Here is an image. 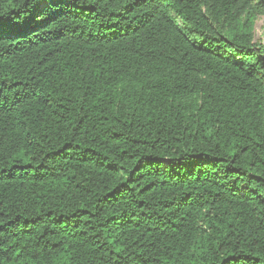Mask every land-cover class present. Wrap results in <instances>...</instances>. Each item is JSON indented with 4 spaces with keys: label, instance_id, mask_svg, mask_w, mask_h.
Segmentation results:
<instances>
[{
    "label": "trees",
    "instance_id": "16d2710c",
    "mask_svg": "<svg viewBox=\"0 0 264 264\" xmlns=\"http://www.w3.org/2000/svg\"><path fill=\"white\" fill-rule=\"evenodd\" d=\"M264 0H0V264H264Z\"/></svg>",
    "mask_w": 264,
    "mask_h": 264
},
{
    "label": "rangeland",
    "instance_id": "374dc122",
    "mask_svg": "<svg viewBox=\"0 0 264 264\" xmlns=\"http://www.w3.org/2000/svg\"><path fill=\"white\" fill-rule=\"evenodd\" d=\"M264 32V15L258 17L256 26H255V39L261 41L263 38Z\"/></svg>",
    "mask_w": 264,
    "mask_h": 264
}]
</instances>
